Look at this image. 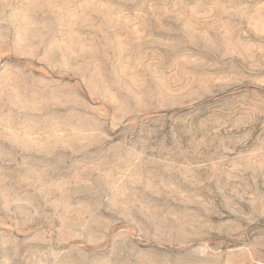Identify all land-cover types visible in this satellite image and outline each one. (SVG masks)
Segmentation results:
<instances>
[{
    "label": "rangeland",
    "instance_id": "rangeland-1",
    "mask_svg": "<svg viewBox=\"0 0 264 264\" xmlns=\"http://www.w3.org/2000/svg\"><path fill=\"white\" fill-rule=\"evenodd\" d=\"M0 264H264V0H0Z\"/></svg>",
    "mask_w": 264,
    "mask_h": 264
}]
</instances>
